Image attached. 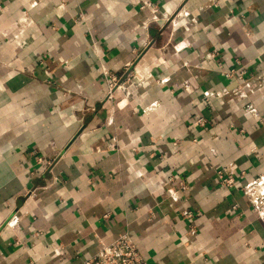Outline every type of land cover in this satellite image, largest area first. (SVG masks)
<instances>
[{
	"label": "crops",
	"instance_id": "0c3cea01",
	"mask_svg": "<svg viewBox=\"0 0 264 264\" xmlns=\"http://www.w3.org/2000/svg\"><path fill=\"white\" fill-rule=\"evenodd\" d=\"M258 178L264 0H0V264H264Z\"/></svg>",
	"mask_w": 264,
	"mask_h": 264
},
{
	"label": "built area",
	"instance_id": "2783aa9c",
	"mask_svg": "<svg viewBox=\"0 0 264 264\" xmlns=\"http://www.w3.org/2000/svg\"><path fill=\"white\" fill-rule=\"evenodd\" d=\"M142 8H149L152 12H156V3L152 1H147L142 5ZM180 14V12H178ZM177 14V15H178ZM104 77L108 83V93L107 98H115L117 90L123 87V83L119 82V78L116 74L111 73L105 66H103ZM224 75L227 78H235L236 80L245 83L247 81L246 70L243 68L239 71H226ZM129 79V76L127 77ZM206 119L199 118L197 124L204 125ZM39 160H42L39 158ZM50 163V162H49ZM218 178L223 186L230 189L236 188L238 186V180L235 176L226 173L223 169L217 170ZM182 187V186H181ZM182 188H185L184 186ZM259 188V195L252 197L253 208L259 218L264 220V178H258L257 180L248 183L243 186L245 191L252 192L255 194L254 189ZM170 191L173 188L169 189ZM236 208V206H234ZM189 217L192 216V212L186 213ZM85 264H149L147 258L139 250L135 242L127 235H121L110 243H103L99 251L89 258Z\"/></svg>",
	"mask_w": 264,
	"mask_h": 264
}]
</instances>
